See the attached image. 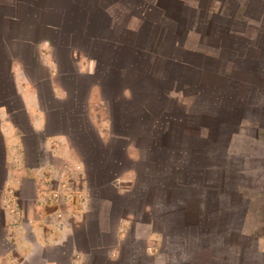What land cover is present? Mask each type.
<instances>
[{"label":"crops","instance_id":"1","mask_svg":"<svg viewBox=\"0 0 264 264\" xmlns=\"http://www.w3.org/2000/svg\"><path fill=\"white\" fill-rule=\"evenodd\" d=\"M0 264H264V0H0Z\"/></svg>","mask_w":264,"mask_h":264},{"label":"built area","instance_id":"2","mask_svg":"<svg viewBox=\"0 0 264 264\" xmlns=\"http://www.w3.org/2000/svg\"><path fill=\"white\" fill-rule=\"evenodd\" d=\"M78 192L77 189L70 184L69 181H64L63 185L59 188H56L50 196V203L53 205H58L60 202V198L63 201V205L67 206L70 205V203L75 201V197L77 196ZM61 204V205H62Z\"/></svg>","mask_w":264,"mask_h":264},{"label":"trees","instance_id":"3","mask_svg":"<svg viewBox=\"0 0 264 264\" xmlns=\"http://www.w3.org/2000/svg\"><path fill=\"white\" fill-rule=\"evenodd\" d=\"M72 138H73V140H77V141H79V140H82V138L84 137L83 135H79V134H77V133H73L72 135ZM85 138V137H84ZM103 184H105V183H103ZM107 184H109V183H107ZM93 233H94V231L92 230V228H90V224H89V228H88V235L89 236H93ZM77 236H76V239H80L81 240V238H83L82 237V234H80L78 231H77ZM81 248H84V247H82L81 246ZM86 248H89L90 250H89V253L90 254H94V252L96 253V248L95 249H93V247H86Z\"/></svg>","mask_w":264,"mask_h":264},{"label":"rangeland","instance_id":"4","mask_svg":"<svg viewBox=\"0 0 264 264\" xmlns=\"http://www.w3.org/2000/svg\"><path fill=\"white\" fill-rule=\"evenodd\" d=\"M82 140H79V142H81ZM105 184H107V183H105Z\"/></svg>","mask_w":264,"mask_h":264}]
</instances>
